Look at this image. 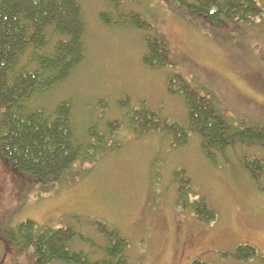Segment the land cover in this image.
I'll return each mask as SVG.
<instances>
[{"label":"rangeland","instance_id":"374dc122","mask_svg":"<svg viewBox=\"0 0 264 264\" xmlns=\"http://www.w3.org/2000/svg\"><path fill=\"white\" fill-rule=\"evenodd\" d=\"M256 1L264 7V0ZM78 2L85 58L34 106L51 110L71 99L81 136L90 126L103 133L107 123L117 121L113 140L119 147L94 161L79 160L53 185L16 175L0 159V226L26 220L72 226L100 244L95 224H103L127 240L128 264H264V170L256 184L243 168L244 156L264 158V149L236 145L209 161L196 133L175 147L162 131L144 133L131 126L133 112L142 107L186 125L182 99L166 90L168 72L201 87L202 95H213L223 114L264 125V29L222 34L157 0H121L117 10L102 0ZM102 11L115 20L118 11L137 13L148 27H106L99 20ZM145 35L165 40L170 68L153 70L142 63ZM179 170L194 193L185 199L203 198L217 213L211 224L178 205L174 173ZM240 244L253 246L260 258L232 259L229 253ZM72 249L101 257L83 242ZM0 264H34L33 249L16 251L0 242Z\"/></svg>","mask_w":264,"mask_h":264},{"label":"trees","instance_id":"16d2710c","mask_svg":"<svg viewBox=\"0 0 264 264\" xmlns=\"http://www.w3.org/2000/svg\"><path fill=\"white\" fill-rule=\"evenodd\" d=\"M102 1L116 10L121 2ZM157 1L222 34L247 33L255 27L264 29V7L256 0ZM99 20L106 27H148L133 12L118 11L116 21L109 12L102 11ZM84 32L78 0H0V159L13 173L31 182L53 185L79 160L94 161L119 147L113 140L119 127L117 121L107 123L103 133L90 126L81 136L72 119L71 99L61 101L51 110L34 106L42 95L67 80L84 60ZM143 41L141 60L145 66L153 70L172 66L163 38L145 35ZM192 85L177 72L165 75L167 92L183 101L186 125L160 118L156 112L142 107L133 112L131 126L144 133L162 131L171 137L175 147L184 146L189 133H196L201 151L209 161L216 153L225 157L226 150L234 151L236 145L264 149V125L223 114L213 95L206 97L201 87ZM243 159V168L258 184L264 158L253 155ZM174 178L178 205L191 208L200 222H214L217 213L203 198L192 202L185 199L194 194L185 171H176ZM95 232L102 243L72 226L51 228L26 220L14 227L0 226V242L16 251L32 248L34 264L129 263L128 242L116 228L95 224ZM76 241L88 244L91 253H100L101 257L92 259L88 253L72 249ZM229 255L238 262L260 258L256 249L246 244L238 245ZM191 264L208 263L194 260Z\"/></svg>","mask_w":264,"mask_h":264}]
</instances>
